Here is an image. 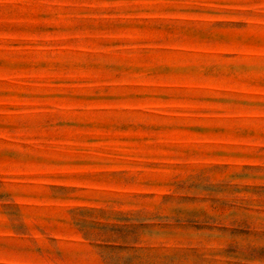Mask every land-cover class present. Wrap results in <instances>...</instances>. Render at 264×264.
<instances>
[{
    "label": "rangeland",
    "instance_id": "374dc122",
    "mask_svg": "<svg viewBox=\"0 0 264 264\" xmlns=\"http://www.w3.org/2000/svg\"><path fill=\"white\" fill-rule=\"evenodd\" d=\"M0 264H264V0H0Z\"/></svg>",
    "mask_w": 264,
    "mask_h": 264
}]
</instances>
